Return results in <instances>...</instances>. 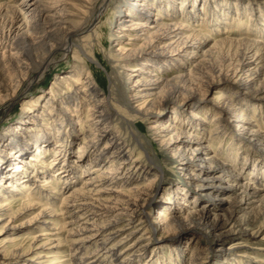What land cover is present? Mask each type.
Returning a JSON list of instances; mask_svg holds the SVG:
<instances>
[{
  "label": "bare ground",
  "instance_id": "1",
  "mask_svg": "<svg viewBox=\"0 0 264 264\" xmlns=\"http://www.w3.org/2000/svg\"><path fill=\"white\" fill-rule=\"evenodd\" d=\"M175 1L0 0V107L19 104L18 116L0 129V264L9 259L11 264H41V259L49 264H182L184 238L173 240L181 250H174L171 262L163 260L151 246L158 229L172 233L186 223L202 233L210 249L227 226L245 234L264 217V189L250 180L258 174L261 156L252 142L256 139L264 150L260 128L252 129L264 122V43L259 40L264 39V7L252 0L216 5L204 0L202 5H211L206 10H213L207 19L204 9L181 10ZM235 12L249 20H234L245 37L233 40L227 18ZM112 23L115 27L108 29ZM102 27L111 50L102 47ZM70 54L65 74L31 94L41 72ZM87 61L99 62L109 89L98 85ZM171 72L175 75L168 76ZM220 81L232 86H218L217 96L205 100ZM196 100L204 101L201 109ZM141 120L152 124L146 135L138 129L144 141L134 135L127 140L130 125ZM115 121H122L125 134L116 131ZM238 123L244 125L236 133ZM79 135L84 139L77 145ZM153 142L164 163L150 154ZM214 144L220 147L211 154ZM167 163L183 182L166 187L171 201L157 204L151 182H141L154 181ZM220 173L223 186L213 182ZM224 189L235 192L220 215L212 200L224 202ZM182 198V206L190 208L185 216L176 202ZM34 200L42 206L31 221L42 217L39 225L47 226L36 229L39 233L25 228L31 221L15 224ZM154 208L163 210L151 222ZM240 210L248 212L234 220ZM120 223L123 227L115 230ZM24 233L26 238L19 239ZM32 247L35 259L23 257ZM192 254L189 264L204 255Z\"/></svg>",
  "mask_w": 264,
  "mask_h": 264
},
{
  "label": "rangeland",
  "instance_id": "2",
  "mask_svg": "<svg viewBox=\"0 0 264 264\" xmlns=\"http://www.w3.org/2000/svg\"><path fill=\"white\" fill-rule=\"evenodd\" d=\"M209 1H210V4H211V2L214 1V4L216 5V3L218 1L220 2L222 0H209ZM175 2H176L177 7H179V8L182 7L181 10H184V8H186V10H192V11H194L196 9H198V10L202 9V11H204V10L207 11L206 9L209 8V6H211L210 4L202 5L204 0H198V2H195L194 0H176ZM252 2H255V3L260 2L261 4L257 5L256 7H259V8L264 7V0H254V1L252 0ZM251 8H255L254 5H252ZM263 10H264V8H263ZM106 13H107V10H105L101 14L102 18H103V16H105ZM212 13H213L212 9H209L207 11V14H208L207 19L209 18V15H211ZM113 15H114V12L112 11V16ZM255 15H257V13ZM261 17H262V15L259 14L257 19H260ZM235 19H237V20L244 19V20L248 21L249 17L245 16L242 12H239L238 14H237V12H235V14H229V17L227 18V20L231 24L230 29H232L229 33V39H233V40L241 39V38L245 37L243 31L237 33V29L239 30V28H238V24L236 22H234ZM232 21L234 22V24ZM244 24L247 25V23H244ZM98 26H99V24L94 25V27L91 29L90 32L95 31V28H97ZM114 27H115V24H113V23L108 25V29L111 28V30H113ZM236 27H237V29H236ZM250 27H251V25H250ZM257 27H259V24H257L256 27H254L252 29V32H254V31L256 32ZM102 28L103 29H102L100 34L102 35V37H105L103 39L102 47L107 48L108 50H111L114 46L112 43H108V40L106 38V36H108L107 34L109 32L106 31V29L104 27H102ZM223 28L224 27L219 29V31H218L219 34H222ZM255 35L258 37L259 33L258 34L256 33ZM212 37H215V35H213ZM224 38H226V37L224 36ZM217 39H222V35H220V37H218ZM217 39H212V41L216 42ZM259 40H261V41L263 40L262 43H264L263 37H260ZM211 45H212V43L210 42L209 46H211ZM160 46L161 45H159L158 48ZM56 56L58 58V57H60V54H56ZM71 56L72 55L70 54L68 56V59H66V61L61 60L62 62L58 61L55 64H50L49 66H47L46 69L44 70V72L43 73L41 72V74H40L41 76L38 78V81L29 89L30 93L31 94L40 93L42 90L46 89L49 86V84L52 82V79L54 76L64 75L66 72V69L68 68V62L70 61ZM79 57L83 59V55H80ZM86 64L89 66V70L93 71V74L98 76V78L96 79V82L98 83V85L105 91L107 89H109V86H110L109 80L107 79V76L104 73L103 69L101 68L99 62L87 61ZM174 75H175V72L174 73L171 72L168 74V76H174ZM36 76H38L36 72L31 74L32 78H35ZM130 85L131 84L128 83V87ZM218 86H220L222 88H230V86H232V84L229 82H226V81H222V82L220 81L218 83V85L209 89V91L206 92V94L204 96L205 100H212L215 96H217V94H215V89L218 88ZM198 100H196V102L194 104H196L198 106V108L201 109L202 104H204V101L201 102ZM179 108H180V112H182L181 107H179ZM169 109H172V108L169 107ZM174 109H176V108H174ZM199 109H196V112L199 111ZM260 109H261L260 110V113H261L260 117L262 116V118H264L263 117L264 116V107L261 106ZM3 110H5V111H3ZM18 113H19V104L18 103L12 104L11 106H9V108H5L4 106L0 107V129L5 124H7V123L11 122L13 119H15L18 116ZM84 114H85V112H84ZM183 114H186L188 117L189 111H184ZM257 117H259V115ZM211 120H212V118L210 119V121ZM121 123H122V121H115L113 123V126H117L118 129H116V131L119 130L120 133L123 134L125 130H123V128H121V129L119 128V127H121ZM151 125L152 124L150 122L142 121V120L140 122H138L137 125H135V123L131 124L130 127L128 128L127 132H126L127 140H129V138H132L134 135L138 139H140V140H138V142H143L144 136H140L138 129L141 131L142 134L144 133V135H146L147 131L149 130V127ZM243 125H244L243 123L237 124V126L235 127L236 133H237V131L239 132L243 129ZM256 126H258V128H260V130H261L260 135L264 139V122H262V125H261V122H260V124L252 125V129H255ZM79 128H81L82 131L85 130L84 126H76V130ZM209 128H212V127L209 126ZM244 133H246V131H244L242 134H244ZM79 136H80V138L77 142V145L81 144V142L84 139L83 135H79ZM235 136L236 135L234 133V137ZM253 142H252V146L254 148H256V150H258V151H256V153H258L261 156H260V166H259L258 170L256 171V173L258 172V174H257L258 177L256 175L252 176L250 178V180H253V181L255 180V182H256L255 188L262 190V189H264V171H263L264 170V150H262L261 146H257L258 141L256 139ZM105 143H106L105 141L101 142L98 146L99 149H101L105 145ZM131 145H133V142L131 143ZM151 145H152V147L148 145V148L150 149V154L153 156V158L155 157L156 159H158L159 161H162L164 163L166 157L163 154H160L158 147H157V144L153 142ZM223 145H224V143L222 142V146ZM133 146H135L136 152H139V145H133ZM219 147L220 146L218 144H214V146H212V151L210 153L214 154L215 150ZM223 149L225 150L224 147H223ZM75 151H76V149H75ZM133 156L135 157V156H137V154L134 153ZM146 159H147V156H144L142 158V160H144V161ZM70 160H73V159L71 158ZM147 163H149V160L147 161ZM167 164H168V165H166L167 167H165V168L162 167L163 168L162 173H160L159 176H157L154 181H150V178L147 177L146 179H144V181L141 182L142 183L141 185H147L148 182H151L149 187L151 189V193L153 196L152 200L154 202H156L157 204H159L161 202L162 203L168 202L169 196L164 194V190L166 187L169 188L171 185L179 182V180H180V182H183L182 178L178 175L176 169L172 166V164H169V163H167ZM83 167L84 166L81 165L82 172L84 171ZM237 172H239V171L237 170ZM84 174L85 173L83 172V176H84ZM79 175H81V174H79ZM189 175H191V172L189 173ZM29 179H30V181H32L33 177L31 176V177H29ZM220 180H222V173H220L218 176H216V178L213 182L215 183V185H222L223 186V184ZM234 185H236V184H234ZM126 189H125V191H126ZM233 192H235V189H231V190L224 189L223 194H227L226 198L224 199V202L212 200V204L217 205L218 210H222L220 215L228 210L229 205L227 202H229L231 200V196L233 195ZM48 197H50V199H53V197H51V196H48ZM59 198H57V199L55 198V199L58 200ZM210 198L214 199V197L212 195ZM182 199L183 200L178 199L176 201L178 207L179 206L181 207L185 203V199L184 198H182ZM169 201H171V199ZM33 203H34V205L30 209L28 208L29 210L26 209V211H22L21 214L16 217L17 221L15 224L23 223V222L28 224V222L31 221L32 218L37 216V214L40 212V208H41L42 204H40L38 201H35V200L33 201ZM58 203H59V201H58ZM259 204L260 203L257 202L252 208L256 209ZM182 208H184V206H182ZM57 209L58 208H56V210ZM188 209H190V208H184V213H183L184 216L187 213L186 210H188ZM160 210H163V209L158 210L157 208H154V210L151 211V214L148 215V217H150V219L148 218V220L153 222L155 220V218L157 217V212ZM245 212H248V210H246L244 212L241 210L239 212H236L235 215L233 216L234 220L237 219L239 216H241ZM41 218L42 217H37V219H35L34 221H31L29 223V225H27V227H25V228L33 226L35 228L34 233L35 232L39 233L38 232L39 230H36L38 228L39 229H43V228L47 229V226L39 225V223L42 222ZM2 223H3V221L0 222V224H2ZM123 225H124V223H120L118 226L115 227V230L122 228ZM146 225H147V221L143 226H146ZM232 226H235V225H229L224 229L225 232L222 235V237L224 236V240L222 241V239H221L222 237H221L220 239H218L217 241H215L214 243L211 244L210 249H209V246H207V241H206L205 237L202 235V233L198 229L191 228L186 223H183L180 226L175 227V229H174V231H172V233L158 229V231L156 232V237H155L156 241L155 240L152 241L151 246H154L157 249L158 253L161 254L162 257H164L163 260H168L171 262L170 258L174 254V250L175 249H177L179 251L181 250L180 247H178L176 244H174L175 241H173V240L184 238V240L186 242V244L184 245V249L186 250L185 251L186 253H185V257H184L182 264H189L190 263L189 260L193 255L192 253L195 251L196 252L197 251H203V253H204L202 260L196 259L195 264H200L201 261H204V264H264V217L258 218L257 221L254 223V225L245 234L238 232V230H236V229L233 230ZM130 227H128L125 230L123 229V231L119 234V237L116 238L114 240V242L117 243L120 238L125 237L126 234L129 233ZM138 227H140V226H137V228ZM176 231H177L178 237L176 235ZM25 232L29 233L27 230H25ZM53 233H58V231H53ZM172 234H174V235L172 236ZM26 235H27L26 233L19 235V239L26 238ZM34 235H36V234H34ZM65 235L66 234H63L62 236H65ZM147 242H148V240L144 241V243H147ZM187 247H188V250H187ZM221 247L223 248V251H224L223 255H222V251L220 252V250H222V249H220ZM34 249L35 248L32 247L30 252L25 254V256H23V257L29 258L31 260L35 259V258H33L35 255L32 254V252H35ZM93 251H94V249L89 250V252H93ZM18 252H23V250L22 251L19 250ZM47 252H49V250L44 251V253H47ZM68 254H69V252H68ZM43 255L44 254L41 253V256H43ZM9 261H10V259H9ZM9 261L4 262L3 264H11ZM28 262H31V261H28ZM40 263L41 264H49L48 262H46L45 259H41Z\"/></svg>",
  "mask_w": 264,
  "mask_h": 264
}]
</instances>
